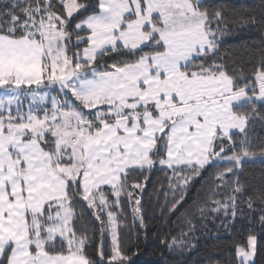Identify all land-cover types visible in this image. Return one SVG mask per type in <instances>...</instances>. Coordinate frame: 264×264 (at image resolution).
Listing matches in <instances>:
<instances>
[{"label": "snow or ice", "instance_id": "snow-or-ice-1", "mask_svg": "<svg viewBox=\"0 0 264 264\" xmlns=\"http://www.w3.org/2000/svg\"><path fill=\"white\" fill-rule=\"evenodd\" d=\"M245 30L258 43L222 52ZM258 128L264 0H0V264H135L121 234L130 218L147 239L157 167L172 193L161 217L192 203L187 232L154 240L183 255L194 213L225 230L240 220L231 264H258Z\"/></svg>", "mask_w": 264, "mask_h": 264}, {"label": "trees", "instance_id": "trees-1", "mask_svg": "<svg viewBox=\"0 0 264 264\" xmlns=\"http://www.w3.org/2000/svg\"><path fill=\"white\" fill-rule=\"evenodd\" d=\"M247 5H258L259 0H246ZM247 42L258 43L255 36L249 34L248 30L237 34L236 38L228 39L224 42L222 52L236 48L241 43ZM110 65L113 60H108ZM259 135H264V131L257 129ZM261 165L249 164L246 165L245 176L249 179V182L256 183L259 178V168ZM165 171L160 170L159 167L154 170L152 179L148 184L147 190L143 194V202L147 209V239L145 238V232H137V229L132 226L131 219L129 218L128 227L125 228L121 234L124 242V246H132L133 251L139 250L142 254L134 257L135 264H157L158 261L165 259L168 264H231V252L230 246L238 242L242 236L246 234L244 232V222L238 220L231 230H225L219 227V221H216L214 226L212 223L201 224L199 220L200 214L194 213L196 219L193 224L199 229L194 232L193 235L197 238L192 243H197L195 250H184V254H180V250L169 254L168 249L161 246L157 240H154V236H159L161 239L168 233H171L172 237L179 238L181 232H187L188 229L184 227L180 217L184 213L185 209L192 203L191 198L188 202L173 216L165 214L161 217V206L165 202V195L171 197L172 193L168 191V183L165 180ZM163 189V191H161ZM194 195V193H193ZM79 211V209H77ZM211 218V217H210ZM170 221V222H169ZM130 233V235H129ZM139 236V239H137ZM108 246L111 247V240L109 237ZM146 249V251H145ZM89 253L93 252V249L89 247ZM258 264H264V252L260 254L258 258Z\"/></svg>", "mask_w": 264, "mask_h": 264}, {"label": "rangeland", "instance_id": "rangeland-1", "mask_svg": "<svg viewBox=\"0 0 264 264\" xmlns=\"http://www.w3.org/2000/svg\"><path fill=\"white\" fill-rule=\"evenodd\" d=\"M27 104V102H25Z\"/></svg>", "mask_w": 264, "mask_h": 264}]
</instances>
